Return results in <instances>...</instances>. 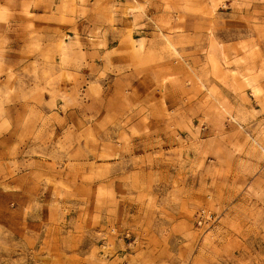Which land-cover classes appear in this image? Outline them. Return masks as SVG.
Masks as SVG:
<instances>
[{
	"label": "rangeland",
	"instance_id": "374dc122",
	"mask_svg": "<svg viewBox=\"0 0 264 264\" xmlns=\"http://www.w3.org/2000/svg\"><path fill=\"white\" fill-rule=\"evenodd\" d=\"M0 264H264V0H0Z\"/></svg>",
	"mask_w": 264,
	"mask_h": 264
},
{
	"label": "built area",
	"instance_id": "2783aa9c",
	"mask_svg": "<svg viewBox=\"0 0 264 264\" xmlns=\"http://www.w3.org/2000/svg\"><path fill=\"white\" fill-rule=\"evenodd\" d=\"M203 219H204V213L201 211V212L198 214V216H197V224H198V225H201Z\"/></svg>",
	"mask_w": 264,
	"mask_h": 264
}]
</instances>
